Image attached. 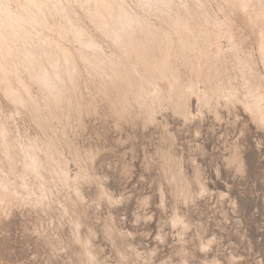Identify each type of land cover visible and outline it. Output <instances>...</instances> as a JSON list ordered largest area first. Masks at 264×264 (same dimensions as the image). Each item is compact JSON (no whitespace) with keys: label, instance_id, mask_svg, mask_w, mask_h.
<instances>
[{"label":"rangeland","instance_id":"obj_1","mask_svg":"<svg viewBox=\"0 0 264 264\" xmlns=\"http://www.w3.org/2000/svg\"><path fill=\"white\" fill-rule=\"evenodd\" d=\"M184 1L206 26L197 0ZM200 1L221 18L228 12L220 0ZM222 45H228L225 37ZM226 55L228 72L237 75L239 90L246 93L234 55ZM174 62L188 83L180 59ZM77 63L78 81L64 85L62 116L46 107L35 86L31 93L40 108L27 99L11 103L0 92V121L8 126L10 143L32 145L43 174L41 179L23 172L19 149L11 171L0 141V180L22 196L20 203L0 206V264H71L77 257L72 250L85 240L95 252L90 264H202L211 256L218 264H264V123L255 126L238 104L231 114L219 107L217 119L208 108L184 118L171 103L160 105L151 95L145 99L151 118L136 104L116 114L97 70ZM133 69L135 87V80L146 76L140 67ZM233 149L240 155L239 168L227 161ZM192 163L213 192L190 201L186 190L193 186L185 183ZM64 164L77 172L75 183L58 175ZM198 233L213 236L209 252L199 249ZM131 244L142 251L140 259Z\"/></svg>","mask_w":264,"mask_h":264},{"label":"bare ground","instance_id":"obj_2","mask_svg":"<svg viewBox=\"0 0 264 264\" xmlns=\"http://www.w3.org/2000/svg\"><path fill=\"white\" fill-rule=\"evenodd\" d=\"M220 1L228 11L223 18L216 12L211 14L197 0L204 26L184 0H0V92L11 103L22 104L27 99L40 108L31 93V86H35L46 107L50 105L55 113H61L66 101L64 85L66 81L72 85L78 81L79 62L85 69L97 70L116 114L124 115L129 104H136L151 118V108L145 101L151 95L160 105L171 103L174 112L184 118H194L208 108L217 119L221 107L231 114L233 105L238 104L254 125L264 123V0ZM223 37L228 42L226 48ZM226 52H232L237 61L246 93L240 92L237 75L228 72ZM178 58L189 75L188 83L174 62ZM137 66L146 78L135 80L134 87L132 74L138 73L133 69ZM7 127L0 121V141L11 171L14 150L19 149L25 156L23 172L42 179L35 148L26 143L11 144ZM233 150L227 161L239 168L240 155ZM58 175L69 184L77 181V172L71 173L66 164ZM185 184L193 186V190H186V200L213 192L196 163H192V174ZM219 193L226 195L222 190ZM21 199L18 191L1 178L0 206L8 200L20 203ZM42 200L33 199L38 204ZM178 220L184 222L181 217ZM198 237L199 249L210 251L213 236L201 237L198 233ZM72 241L75 245L81 241L79 231ZM130 247L140 259L142 251L132 244ZM72 253L77 257L71 264H90L95 254L87 240ZM218 263L215 256L202 259V264Z\"/></svg>","mask_w":264,"mask_h":264},{"label":"snow or ice","instance_id":"obj_3","mask_svg":"<svg viewBox=\"0 0 264 264\" xmlns=\"http://www.w3.org/2000/svg\"><path fill=\"white\" fill-rule=\"evenodd\" d=\"M3 7V4L2 3H0V8H2Z\"/></svg>","mask_w":264,"mask_h":264}]
</instances>
